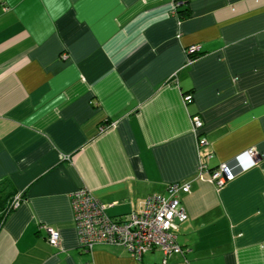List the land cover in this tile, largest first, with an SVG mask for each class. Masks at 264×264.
Returning <instances> with one entry per match:
<instances>
[{"label":"crops","instance_id":"obj_1","mask_svg":"<svg viewBox=\"0 0 264 264\" xmlns=\"http://www.w3.org/2000/svg\"><path fill=\"white\" fill-rule=\"evenodd\" d=\"M178 1L0 0V264H264V0ZM174 183L185 254L80 247L74 192L121 219Z\"/></svg>","mask_w":264,"mask_h":264},{"label":"built area","instance_id":"obj_2","mask_svg":"<svg viewBox=\"0 0 264 264\" xmlns=\"http://www.w3.org/2000/svg\"><path fill=\"white\" fill-rule=\"evenodd\" d=\"M180 1L173 0V13H177ZM198 46L188 49V54L198 53ZM192 94H185L184 100L191 101ZM194 129L203 126L199 116L193 117ZM200 145H206V138L199 136ZM255 159L258 152L250 149L246 152ZM201 172H207L218 188L236 179L237 175L231 170L229 163L223 162L217 168L208 170L202 165ZM190 192V183L171 184L166 193L151 194L145 198L140 208L125 215L121 219H114L108 213L110 206L99 200L90 190L82 188L72 195L74 219L79 234L80 247L85 251H92L101 245L122 246L128 249L138 260L152 250H160L164 254V263L173 253L185 254L184 248L177 240L174 230L176 221H185L188 215L183 207L180 193ZM22 193H17L9 206L11 212L23 200ZM2 214V212H0ZM48 240L57 246L60 243L58 230L49 228Z\"/></svg>","mask_w":264,"mask_h":264},{"label":"trees","instance_id":"obj_3","mask_svg":"<svg viewBox=\"0 0 264 264\" xmlns=\"http://www.w3.org/2000/svg\"><path fill=\"white\" fill-rule=\"evenodd\" d=\"M198 54H199V52H198ZM189 55L191 57H195L197 55V53H192ZM16 194L17 193H12L5 198V202H4V204L1 208V211H0V212H2V214H1V220L2 221L9 215V213H11V210H9V206L12 203V200L14 199ZM22 197L24 198V195H22Z\"/></svg>","mask_w":264,"mask_h":264},{"label":"clouds","instance_id":"obj_4","mask_svg":"<svg viewBox=\"0 0 264 264\" xmlns=\"http://www.w3.org/2000/svg\"><path fill=\"white\" fill-rule=\"evenodd\" d=\"M247 155V158H248V165L245 167V170H247V167H251L253 165V161H252V157L248 154H245Z\"/></svg>","mask_w":264,"mask_h":264}]
</instances>
